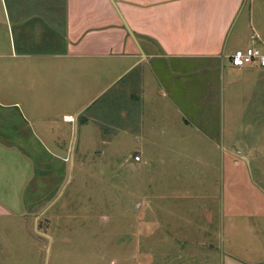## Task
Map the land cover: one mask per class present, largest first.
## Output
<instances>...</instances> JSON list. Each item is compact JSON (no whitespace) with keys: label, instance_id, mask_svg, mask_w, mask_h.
<instances>
[{"label":"rangeland","instance_id":"374dc122","mask_svg":"<svg viewBox=\"0 0 264 264\" xmlns=\"http://www.w3.org/2000/svg\"><path fill=\"white\" fill-rule=\"evenodd\" d=\"M248 45L263 49L252 41L239 47ZM16 62L0 57V133L6 135L0 137V264H246L254 258L246 250L262 246L261 236L246 228L228 234L220 221L230 198L242 202L243 225L264 218V172L249 154L251 111L219 119L215 128L199 121L201 129L216 131L217 145L177 126L179 139L154 142L168 134L154 125V111L140 108L141 91L130 99L128 76L112 80L105 59L90 49ZM187 78L198 83L201 74ZM197 90H188L189 103L202 102ZM215 99L219 104V91ZM179 105L186 109V102ZM230 189H237L232 196ZM206 206L213 211L210 225Z\"/></svg>","mask_w":264,"mask_h":264},{"label":"crops","instance_id":"0c3cea01","mask_svg":"<svg viewBox=\"0 0 264 264\" xmlns=\"http://www.w3.org/2000/svg\"><path fill=\"white\" fill-rule=\"evenodd\" d=\"M247 1L116 0L127 27L111 0H0V57H12L19 61L16 67H21L90 49L91 54L105 59L112 80L128 76L124 87L130 99L135 89L141 91L140 108L154 111V125L168 134L154 142L179 139L174 133L177 126L190 127L192 136L200 132L217 145L216 131L201 129L198 122L202 120L204 128H215L219 119L224 123L228 116L241 112L243 117L244 110L251 111L253 147L249 154L264 172V162H259L264 160V146H256L264 144V66H236L229 58L249 41L264 49V0H249L248 12L243 14ZM113 52L120 53L117 61L108 60ZM194 73L201 74L198 83L187 78ZM188 90H197L202 102L189 103ZM218 91L219 104L215 99ZM179 101L186 102V109ZM236 190L230 189L229 196ZM241 206L233 198L226 201L221 228L228 234L246 228L264 240V218L255 217L243 225L237 214ZM205 209L210 225L213 211ZM246 252L254 254L246 264H264V242Z\"/></svg>","mask_w":264,"mask_h":264},{"label":"built area","instance_id":"2783aa9c","mask_svg":"<svg viewBox=\"0 0 264 264\" xmlns=\"http://www.w3.org/2000/svg\"><path fill=\"white\" fill-rule=\"evenodd\" d=\"M255 35L253 34L252 37ZM230 62L236 66H244L247 64L258 63L264 66V50L256 46H248L245 48H237L230 55ZM135 159H140V155L137 154Z\"/></svg>","mask_w":264,"mask_h":264},{"label":"water","instance_id":"95a60500","mask_svg":"<svg viewBox=\"0 0 264 264\" xmlns=\"http://www.w3.org/2000/svg\"><path fill=\"white\" fill-rule=\"evenodd\" d=\"M111 1H112V3L114 4V6L116 7V9H117V11H118L120 17L123 19L125 25L127 26V23H126V21L124 20L122 13H121L120 9H119L118 6H117L116 0H111ZM127 27H128V26H127ZM130 32H131V34L133 35V33H132L131 30H130ZM53 202H54V200H53V201H52L47 207H49ZM36 225H37V220H36V222H35V228H36L37 231H39V230L37 229ZM45 235H46V234H45ZM46 236H48V235H46Z\"/></svg>","mask_w":264,"mask_h":264}]
</instances>
